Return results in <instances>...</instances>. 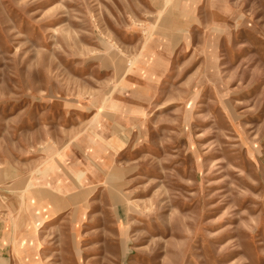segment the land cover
Returning <instances> with one entry per match:
<instances>
[{
  "label": "rangeland",
  "instance_id": "374dc122",
  "mask_svg": "<svg viewBox=\"0 0 264 264\" xmlns=\"http://www.w3.org/2000/svg\"><path fill=\"white\" fill-rule=\"evenodd\" d=\"M0 264H264V0H0Z\"/></svg>",
  "mask_w": 264,
  "mask_h": 264
},
{
  "label": "crops",
  "instance_id": "0c3cea01",
  "mask_svg": "<svg viewBox=\"0 0 264 264\" xmlns=\"http://www.w3.org/2000/svg\"><path fill=\"white\" fill-rule=\"evenodd\" d=\"M105 139L109 140V139H108V136H107ZM105 143H106V144H110V141H106ZM89 144H90V147H91V146H94V147L92 148V150L98 154V156H97V155L95 156L96 153H94V154L92 155L93 159L96 160V162H98V164H100L101 167H106V166H108V160H107L106 157L104 156V153H105V151H106V150L104 149V145H103L102 143H100L99 140H98V141H96V140L94 141L93 139H90ZM113 145H114V144H113ZM115 145H116V143H115ZM93 176H94V175H93ZM91 178H92V177H91Z\"/></svg>",
  "mask_w": 264,
  "mask_h": 264
},
{
  "label": "bare ground",
  "instance_id": "6f19581e",
  "mask_svg": "<svg viewBox=\"0 0 264 264\" xmlns=\"http://www.w3.org/2000/svg\"><path fill=\"white\" fill-rule=\"evenodd\" d=\"M84 170V169H83ZM84 174H86V171L84 172ZM87 174H91L89 171H87ZM86 180V178H84ZM27 246L29 248L30 251H35L36 250V241L34 239L33 236L29 237L28 242H27ZM34 258H36L35 254H32ZM31 262V261H30ZM36 263V262H35Z\"/></svg>",
  "mask_w": 264,
  "mask_h": 264
}]
</instances>
